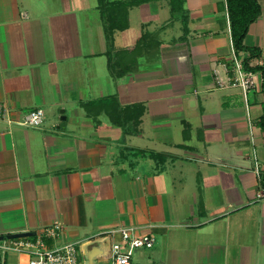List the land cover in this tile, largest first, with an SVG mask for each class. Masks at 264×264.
Instances as JSON below:
<instances>
[{"label":"crops","instance_id":"1","mask_svg":"<svg viewBox=\"0 0 264 264\" xmlns=\"http://www.w3.org/2000/svg\"><path fill=\"white\" fill-rule=\"evenodd\" d=\"M257 1L243 43L264 68ZM231 44L225 0H0V264H28L1 246L56 220L46 245L80 264H111L120 226L156 238L130 264H264L261 72L248 110L217 87Z\"/></svg>","mask_w":264,"mask_h":264},{"label":"built area","instance_id":"2","mask_svg":"<svg viewBox=\"0 0 264 264\" xmlns=\"http://www.w3.org/2000/svg\"><path fill=\"white\" fill-rule=\"evenodd\" d=\"M237 54L231 44L230 59L220 63V68L214 67L212 76L215 85L219 88H240L245 100V107L248 110L247 93L258 89L259 81L253 71L245 68L243 58ZM9 115V109L0 104V118L10 121ZM247 117L248 120L251 119L249 112H247ZM44 120V110L37 108L25 113L17 123L22 126L37 128L44 123ZM255 171L256 173L259 172L257 161H255ZM256 196L257 198L262 197L261 192L257 193ZM63 228V224L56 220L50 225L42 227L34 237L9 239L1 248L26 253L29 257L28 264H80L79 251L75 243L66 242L53 248H49L45 243V238L57 239L60 237ZM107 234L111 237H117L110 248L111 264H130L136 250L150 249L156 242L153 233H139L134 226H120L110 229Z\"/></svg>","mask_w":264,"mask_h":264},{"label":"trees","instance_id":"3","mask_svg":"<svg viewBox=\"0 0 264 264\" xmlns=\"http://www.w3.org/2000/svg\"><path fill=\"white\" fill-rule=\"evenodd\" d=\"M183 0H171L172 11L177 8V3L182 8ZM226 8L230 26V37L232 46L236 53L248 52L249 55L243 58V63L246 69L250 71H260L262 76L261 81V92L264 97V68L261 66H250L249 61L254 57L259 56V51L255 48L246 47L243 43L244 37L248 32L249 26L258 18L260 15V6L257 0H225ZM182 12L184 10L182 9ZM185 16V15H184ZM186 21V17L184 18ZM184 33H187V25L184 23ZM262 114L259 119V126L264 131V99L262 102ZM139 123V114H136L135 120L132 122V127L135 128Z\"/></svg>","mask_w":264,"mask_h":264},{"label":"water","instance_id":"4","mask_svg":"<svg viewBox=\"0 0 264 264\" xmlns=\"http://www.w3.org/2000/svg\"><path fill=\"white\" fill-rule=\"evenodd\" d=\"M34 233H17V234H12V235H9L8 238L9 239H14V238H23V237H27V236H31L33 235ZM2 238V237H1Z\"/></svg>","mask_w":264,"mask_h":264}]
</instances>
